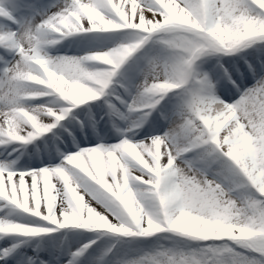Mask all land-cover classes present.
Returning <instances> with one entry per match:
<instances>
[{"label":"snow or ice","instance_id":"6c2138e0","mask_svg":"<svg viewBox=\"0 0 264 264\" xmlns=\"http://www.w3.org/2000/svg\"><path fill=\"white\" fill-rule=\"evenodd\" d=\"M0 264H264V0H0Z\"/></svg>","mask_w":264,"mask_h":264},{"label":"rangeland","instance_id":"374dc122","mask_svg":"<svg viewBox=\"0 0 264 264\" xmlns=\"http://www.w3.org/2000/svg\"><path fill=\"white\" fill-rule=\"evenodd\" d=\"M77 39H79V38H77ZM67 42H68V41H65V42H64V47L61 48V51H64V50L67 48ZM70 43H71V41L68 42L69 45H70ZM68 48H69V52H68V53H69V54H72V52H74L73 49H74L75 47L72 46V47H68Z\"/></svg>","mask_w":264,"mask_h":264},{"label":"bare ground","instance_id":"6f19581e","mask_svg":"<svg viewBox=\"0 0 264 264\" xmlns=\"http://www.w3.org/2000/svg\"><path fill=\"white\" fill-rule=\"evenodd\" d=\"M68 42H67V48L65 50H67L69 52V48H68L69 47V44H68ZM73 51L74 52H72V54L76 53V51H77L76 48H74ZM37 102H39V101H37ZM29 147H31V146H29Z\"/></svg>","mask_w":264,"mask_h":264}]
</instances>
